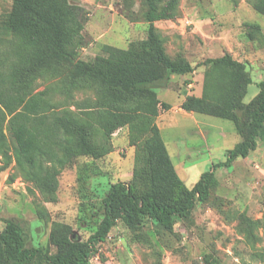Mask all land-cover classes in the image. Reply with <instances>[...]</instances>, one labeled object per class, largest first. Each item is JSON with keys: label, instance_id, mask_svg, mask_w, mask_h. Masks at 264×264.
Here are the masks:
<instances>
[{"label": "trees", "instance_id": "trees-1", "mask_svg": "<svg viewBox=\"0 0 264 264\" xmlns=\"http://www.w3.org/2000/svg\"><path fill=\"white\" fill-rule=\"evenodd\" d=\"M10 1L9 12L0 20V170L13 161L22 179L53 199L59 169L96 149L92 130L108 137L127 126L132 142L144 138L136 145L132 177L109 183L101 199L102 216L85 240L73 237L69 225L58 224L48 235L55 250L46 253L41 247H27L22 227L4 219L0 264H87L94 246L106 240L117 221L136 228L148 219L161 230H171L176 219L190 215L196 203L207 199L217 168L247 157L258 139L264 144V79L257 94L244 103L252 82L246 63L229 53L206 58L201 63L206 69L200 95H185L180 108L229 120L241 140L191 187L178 176L155 122L170 107L155 88H164L171 75L193 70L188 61L166 54L154 27L155 20L174 16L176 0L160 7L155 0H142L146 38L127 49L104 45V55L91 61L77 56L84 44L82 7L69 0ZM252 7L264 16V0H252ZM61 65L71 67L70 86L60 87L65 93H70L76 77H84L96 84L97 100L68 104L52 100L54 86L36 89L37 77L52 74Z\"/></svg>", "mask_w": 264, "mask_h": 264}, {"label": "rangeland", "instance_id": "rangeland-1", "mask_svg": "<svg viewBox=\"0 0 264 264\" xmlns=\"http://www.w3.org/2000/svg\"><path fill=\"white\" fill-rule=\"evenodd\" d=\"M155 1L160 7L167 0ZM69 2L85 13L79 59L104 55V45L127 49L146 38L142 0ZM10 8V0H0V20ZM154 27L166 54L193 66L189 73L171 75L164 88H155L158 98L170 105L156 117V125L178 176L191 187L212 164L225 160L241 135L229 120L188 114L180 102L187 94H200L206 69L202 61L224 53L246 63L252 82L243 102L257 94L264 79V16L254 10L252 0H176L174 16L155 20ZM71 78V67L61 65L37 77L36 89L54 86L52 100L68 104L97 100L96 84L84 77H76L65 93L60 87L68 88ZM129 130L117 128L108 137L92 130L96 149L59 169L53 199L22 179L11 161L0 170V230L3 220L11 219L22 227L27 247H41L46 253L55 250L48 241L55 225H69L73 237L85 240L102 216L101 199L109 183L132 177L136 145L144 136L132 142ZM93 257L95 264H264V144L258 139L247 157L217 168L207 199L196 203L190 215L176 219L171 230H161L148 219L136 228L117 221L106 240L94 246Z\"/></svg>", "mask_w": 264, "mask_h": 264}, {"label": "built area", "instance_id": "built-area-1", "mask_svg": "<svg viewBox=\"0 0 264 264\" xmlns=\"http://www.w3.org/2000/svg\"><path fill=\"white\" fill-rule=\"evenodd\" d=\"M95 261H96V258H94L93 256H91V257L89 258V262H90V264H95Z\"/></svg>", "mask_w": 264, "mask_h": 264}, {"label": "crops", "instance_id": "crops-1", "mask_svg": "<svg viewBox=\"0 0 264 264\" xmlns=\"http://www.w3.org/2000/svg\"><path fill=\"white\" fill-rule=\"evenodd\" d=\"M200 95V94H199ZM183 100V99H182ZM181 109V108H180ZM188 113V112H187ZM188 114H190V113H188ZM158 118V117H157ZM156 124H157V119H156ZM158 126V125H157Z\"/></svg>", "mask_w": 264, "mask_h": 264}]
</instances>
